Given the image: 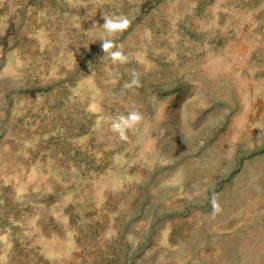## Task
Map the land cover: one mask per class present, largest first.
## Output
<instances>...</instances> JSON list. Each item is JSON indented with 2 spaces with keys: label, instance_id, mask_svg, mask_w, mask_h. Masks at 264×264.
<instances>
[{
  "label": "rangeland",
  "instance_id": "374dc122",
  "mask_svg": "<svg viewBox=\"0 0 264 264\" xmlns=\"http://www.w3.org/2000/svg\"><path fill=\"white\" fill-rule=\"evenodd\" d=\"M0 264H264V0H0Z\"/></svg>",
  "mask_w": 264,
  "mask_h": 264
},
{
  "label": "clouds",
  "instance_id": "9594fccd",
  "mask_svg": "<svg viewBox=\"0 0 264 264\" xmlns=\"http://www.w3.org/2000/svg\"><path fill=\"white\" fill-rule=\"evenodd\" d=\"M103 29L106 36L101 39V47L105 55H107L114 63H119L121 65L129 62V57L126 55L122 47L115 43L114 37L117 34H121L126 31L130 25L131 21L124 15L119 16H106L103 15ZM133 79L131 84L139 86L138 75L133 72ZM126 84L125 87H129ZM112 120V129L117 132L121 139H127V131L133 129L138 123L143 119L142 115L137 111L130 112L127 116L120 115L115 118H109ZM213 214L219 213L221 207L215 198L212 200Z\"/></svg>",
  "mask_w": 264,
  "mask_h": 264
}]
</instances>
